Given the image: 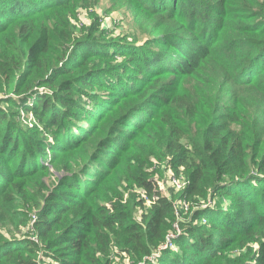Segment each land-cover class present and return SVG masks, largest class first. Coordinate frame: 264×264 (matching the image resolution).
<instances>
[{
	"label": "trees",
	"instance_id": "1",
	"mask_svg": "<svg viewBox=\"0 0 264 264\" xmlns=\"http://www.w3.org/2000/svg\"><path fill=\"white\" fill-rule=\"evenodd\" d=\"M130 1L0 0V264H264V0Z\"/></svg>",
	"mask_w": 264,
	"mask_h": 264
},
{
	"label": "rangeland",
	"instance_id": "2",
	"mask_svg": "<svg viewBox=\"0 0 264 264\" xmlns=\"http://www.w3.org/2000/svg\"><path fill=\"white\" fill-rule=\"evenodd\" d=\"M106 11V12H105ZM97 13L100 17V24L101 27H106L112 34L110 36L111 39L114 41L116 40V47L121 49L120 52H126L124 48L131 47L133 44L138 46H146L148 40L153 37L154 34V24L156 20L152 18V16L147 15V19H140L139 15L136 14L135 8L133 6L132 1L130 0H102L100 2V6L89 10L86 9H78L75 18V24L79 26H88L92 23V15ZM143 26H148L143 27ZM147 30V31H144ZM156 49H161V46H158ZM126 60L124 56L119 57V61ZM134 78H138L139 75L133 76ZM179 86H181V90L183 85V91L191 92L193 87L191 84L187 85V80L183 81V78H176L175 79ZM112 81V80H109ZM168 82V81H167ZM113 83V82H111ZM174 83V82H173ZM112 98V89H108L107 92L100 96L99 101H110ZM22 115L21 120L24 121L23 123H27L29 120L33 118L32 114L30 113L28 118L24 114V111H20ZM147 116L145 112H141L137 114V116L132 120L135 123H141V120L146 119ZM129 128V126L127 127ZM133 129V125L130 126L129 131ZM123 139L119 142L123 143ZM48 157H51V150L47 149ZM48 164V163H47ZM101 166L100 162L97 161L95 167ZM96 167V168H97ZM59 175V174H58ZM62 177V176H61ZM173 177H176L172 170H169L165 179L159 178L158 174H154L153 178L159 181V186L161 191H165L166 187L169 186V182L172 180ZM82 179H85V174H82ZM58 181V179L56 180ZM58 183V182H57ZM56 183V184H57ZM130 185V183H128ZM132 190V189H131ZM137 193L141 194L142 190L137 189L135 190ZM129 192V191H128ZM128 192L126 194H128ZM151 201H147V205L150 204ZM141 212V210H139ZM128 264V263H125Z\"/></svg>",
	"mask_w": 264,
	"mask_h": 264
},
{
	"label": "built area",
	"instance_id": "3",
	"mask_svg": "<svg viewBox=\"0 0 264 264\" xmlns=\"http://www.w3.org/2000/svg\"><path fill=\"white\" fill-rule=\"evenodd\" d=\"M32 116H33V114H32ZM171 183L174 184L178 189H181L186 185L187 182L181 178L173 177L171 180ZM171 236H173V234H171Z\"/></svg>",
	"mask_w": 264,
	"mask_h": 264
}]
</instances>
